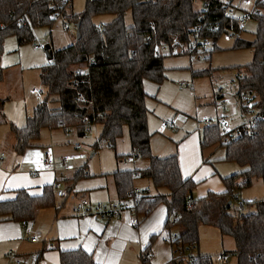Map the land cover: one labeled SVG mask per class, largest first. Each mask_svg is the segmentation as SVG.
Instances as JSON below:
<instances>
[{"label": "trees", "instance_id": "trees-1", "mask_svg": "<svg viewBox=\"0 0 264 264\" xmlns=\"http://www.w3.org/2000/svg\"><path fill=\"white\" fill-rule=\"evenodd\" d=\"M198 1L203 3L201 9L195 7ZM227 8L225 0H86L84 9L74 12L73 0H0V58L8 36H15L19 44L32 42L36 27H52L58 18L74 22L80 33L63 48L56 49L50 43L53 59L40 67L48 96L27 118L25 126L13 127L16 149L22 151L38 139L44 128H73L83 136L93 124L100 123L93 150L106 146L115 150L127 128L131 157L146 159L149 164L114 172L118 199L131 201L138 214L152 212L160 204L167 206L165 228L175 252L167 264H215L211 254L187 258L191 245L199 247L202 224L215 226L222 236L234 238L236 264H264V198L244 201L241 196L242 189L251 186L255 178H261L264 185V120L253 135L227 142L222 139L219 122L204 125L202 148L223 146V159L245 169L223 178L224 192L210 191L200 198L194 196L197 183L182 174L178 154L157 156L151 147L153 134L148 125L144 84H160L167 77L165 60L178 53L157 52L160 46L171 45L174 37L190 44L195 35L212 38L215 44L225 31L237 32L235 47H252L255 53L253 61L245 66L248 74L239 87L257 91L264 103V6L255 18L256 36L252 41L239 37L243 30L231 19ZM102 17L111 19L98 20ZM190 54L193 59V52ZM211 57L212 48L206 59ZM212 71L197 70L193 75L206 76ZM165 124L176 127L174 122ZM117 157L122 156L117 153ZM138 178L151 180L156 193L148 188L136 192ZM55 191V184L45 186L40 196L22 189L15 199L0 200V220L33 219L38 208L54 203ZM241 201L251 208L248 212L232 209ZM174 226L182 228L179 233L171 232ZM151 246L141 253V264H151ZM61 264L97 263L91 254L79 249L62 252Z\"/></svg>", "mask_w": 264, "mask_h": 264}, {"label": "crops", "instance_id": "crops-1", "mask_svg": "<svg viewBox=\"0 0 264 264\" xmlns=\"http://www.w3.org/2000/svg\"><path fill=\"white\" fill-rule=\"evenodd\" d=\"M5 56L4 44V52L0 58V197H3L0 200L15 199L18 191L22 189L32 196H40L45 186L54 185L57 179L62 180V189L66 194L61 197L56 195L52 205L38 208L33 219L0 220V264H15V258L8 254L11 249L16 252V257L24 261L35 257V264H61L62 252L79 249L91 254L96 263L97 253H100L104 264H141V253L150 243L151 264H167L175 252L168 241L169 232L165 228L168 220V208L165 204L158 205L152 212L139 214L138 225L132 224L134 215L130 211L102 217L88 212H76L73 207L75 200L82 196L90 198L92 203L118 199L114 172L138 168L135 162L138 158L130 159L134 166H124L121 169L123 165L120 167V164L128 163L129 160L118 158L115 153L119 163L103 162L96 168L93 160L89 163L87 158L88 149L93 151L92 154L96 153L92 148L93 143H84L86 135L80 136L73 128H44L38 139L31 141L22 151L16 149L17 139L13 127L25 126L27 118L33 115L46 97L43 92L41 96L33 92L40 97L33 103V109L28 108V94L20 92L12 98L10 90L5 91L4 87V75L10 72V64L5 61ZM170 60H166L167 65L169 63L170 68H177V64ZM40 74L39 71L41 80ZM145 86L146 83L144 88ZM150 90L153 91L154 88L150 86ZM19 104L22 109H17ZM148 125L150 126L149 117ZM203 127L198 126L186 132L187 134L181 131L172 132L175 139H167L166 142H177L174 149H170L169 145L159 148L153 143V135L151 139L154 155L164 157L158 151L167 149L170 151L168 155L178 154L182 174L197 183L194 196L198 198L206 196L210 191L224 192L226 185L223 178L228 176L225 172H232L236 168V162L223 159L224 154L215 155L219 153L216 151L219 147L202 148ZM78 143L80 146H77ZM48 150L56 161L55 166L43 163L44 154ZM224 162L231 165H222ZM109 165L114 168H107ZM135 185L140 193L143 188H148L150 192L153 186L152 181L147 178L136 179ZM23 221H26L25 225ZM171 232L177 234L180 229L174 226ZM30 235H35L37 240L31 241Z\"/></svg>", "mask_w": 264, "mask_h": 264}, {"label": "rangeland", "instance_id": "rangeland-1", "mask_svg": "<svg viewBox=\"0 0 264 264\" xmlns=\"http://www.w3.org/2000/svg\"><path fill=\"white\" fill-rule=\"evenodd\" d=\"M86 0H73L74 12H81L85 7ZM197 9L203 7V3L198 1L195 4ZM102 19V20H101ZM109 17H102L98 20H110ZM70 29L76 32L74 22H67ZM257 20L250 18L244 26L243 32L239 36L245 40H254L256 36ZM35 39L32 42L19 44L16 37L11 35L5 40V61L9 62L10 72L4 75L5 91L10 90L12 98L18 96L20 92L28 94L29 107L33 109V103H36V98L40 99L33 93L34 89L40 90L48 96L46 86L39 78L40 66L47 62L48 57L44 51V45L53 43L57 49L63 48L74 42L76 36H70L65 28V21L58 18L52 27L39 26L35 28ZM236 38L220 37L212 46L211 60L204 58L202 61L197 58L191 59L187 54L174 55L167 57L166 60L171 59L170 62L177 64V68H170V64L165 60L168 67L166 71V78L160 84L154 81H145V90L148 92L146 97V105L149 109L148 117L150 118V132L153 133V143L162 148L164 145H169L170 149H174V144L166 142L167 139L172 140V132L177 131L189 132L198 126H204L205 118L213 121H218L219 116L223 115L221 107H219V99L217 92L220 87H223L227 95L232 94L233 85L231 79L235 78L238 73V67H245L251 63L254 58V49L252 47H235ZM38 44L39 49H35L34 45ZM203 69H214L211 74L206 76H193V71ZM150 86L154 88L150 90ZM44 99V97H42ZM52 103V102H51ZM54 105V103H52ZM17 109H22L19 104ZM16 108V107H15ZM33 112V111H31ZM230 118L229 115H225ZM174 122L176 127L171 128L163 122ZM102 128L100 123L93 124L90 131L87 132L86 138L83 142L92 144L98 137ZM187 134V133H186ZM168 138H167V137ZM175 139V138H173ZM83 143V144H84ZM178 144V143H177ZM161 145V146H159ZM217 147V145H214ZM169 149V150H170ZM216 151V156L225 155V148L220 146ZM89 163L93 160L96 168L102 165L103 162L119 163L115 153L121 155L122 158L129 160L128 163L120 164L123 168L132 167L131 155L132 146L129 139L128 129L125 128L124 135L118 140L116 149L110 147H102L92 154L93 151H87ZM161 152L164 156L168 155V149ZM167 154V155H165ZM138 168L145 167L149 162L146 159L138 158L136 161ZM222 165H231L229 162H224ZM235 169L225 172L228 175L242 172L245 167L235 163ZM107 168H114L113 165ZM149 180V179H148ZM151 181V180H150ZM151 186L150 193L156 190ZM146 192V189L143 188ZM161 191H166L161 189ZM244 201H252L254 199L264 198V185L261 178H255L251 186L245 187L241 192ZM236 202L232 209L238 208ZM251 208L245 206L244 213ZM182 229V228H179ZM199 249L189 251L190 254L197 256L198 253L211 254L214 257L215 264H236V243L232 236H222L218 228L203 224L200 226V242ZM227 253V260H219L218 256Z\"/></svg>", "mask_w": 264, "mask_h": 264}, {"label": "built area", "instance_id": "built-area-1", "mask_svg": "<svg viewBox=\"0 0 264 264\" xmlns=\"http://www.w3.org/2000/svg\"><path fill=\"white\" fill-rule=\"evenodd\" d=\"M228 3L227 13L231 16V19L237 23V25L244 29L246 22L250 18H256L263 12L264 0H225ZM101 27V25H98ZM65 28L69 32L70 36L75 37L76 32L70 29V25L65 22ZM77 31V29H76ZM238 33L233 30L225 31L220 37L226 38H237ZM219 37V38H220ZM214 41L212 38H203L193 36L191 43H183L179 37H174L172 39V44H164L159 47L157 54H165L168 52H176L178 54H187L193 52L194 58L202 61L206 58L210 49L212 48ZM35 49H39L38 44L34 45ZM248 74L246 68H239L238 73L235 78L231 79V83L234 87L232 94L227 95L223 87H220L217 96L219 99V107H221L223 115L219 116L217 122H219L220 133L222 139L227 142L236 138L251 136L253 135L259 126V124L264 120V103L261 102V96L257 91L241 90L239 87L240 81ZM33 92L37 93L39 96L42 95L40 90L34 89ZM81 100L84 99L82 95H79ZM225 115H229L227 118ZM205 124H212L213 120L209 118L204 119ZM173 123H170L172 125ZM90 128L87 129V132ZM77 146H80L78 143ZM65 158H63V163ZM43 163L48 166H55L56 161L52 153L48 150L43 157ZM55 189L57 196H64L66 194L65 190L62 189V180L57 179L55 181ZM136 192H140L138 187H135ZM74 210L76 212H88L102 217H111L112 215L119 214L121 211H130L134 216L131 220L133 225H138L140 222L139 214L136 209L128 200L116 199L110 202L92 203L90 198L87 196H82L75 200L73 203ZM240 210H244V203L241 201L238 204ZM150 212L149 210L146 213ZM26 224V221H23ZM31 241L35 242L37 237L35 235H30ZM191 250L197 249L195 245H191L189 248ZM190 250V251H191ZM9 256L15 258V264H35V257H31L29 260L24 261L21 258L16 257V252L14 250H9ZM228 254H221L218 256L219 260H227ZM190 260H194L196 256L190 254L188 257Z\"/></svg>", "mask_w": 264, "mask_h": 264}, {"label": "water", "instance_id": "water-1", "mask_svg": "<svg viewBox=\"0 0 264 264\" xmlns=\"http://www.w3.org/2000/svg\"><path fill=\"white\" fill-rule=\"evenodd\" d=\"M77 26H79V25L77 24ZM79 36H80L79 29H77V31H76V37L79 38ZM43 48H44V51H45L48 59L49 60H52L53 59L54 51H53V48H52L51 44L50 43H47L46 45H44ZM230 205H231V201H229L227 203L226 207L228 208Z\"/></svg>", "mask_w": 264, "mask_h": 264}, {"label": "snow or ice", "instance_id": "snow-or-ice-1", "mask_svg": "<svg viewBox=\"0 0 264 264\" xmlns=\"http://www.w3.org/2000/svg\"><path fill=\"white\" fill-rule=\"evenodd\" d=\"M0 199H3V197H0ZM89 251H91V249H88ZM97 264H104V262L100 259V253H97Z\"/></svg>", "mask_w": 264, "mask_h": 264}]
</instances>
